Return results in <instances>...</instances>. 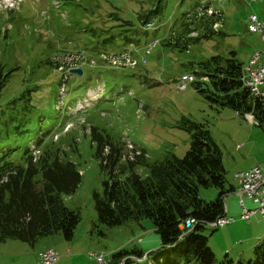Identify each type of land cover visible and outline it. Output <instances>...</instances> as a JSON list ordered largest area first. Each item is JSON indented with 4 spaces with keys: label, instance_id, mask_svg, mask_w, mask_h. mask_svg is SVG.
<instances>
[{
    "label": "rangeland",
    "instance_id": "obj_1",
    "mask_svg": "<svg viewBox=\"0 0 264 264\" xmlns=\"http://www.w3.org/2000/svg\"><path fill=\"white\" fill-rule=\"evenodd\" d=\"M207 3L209 7L202 5ZM202 10L218 13L211 33L205 36L191 24L192 40L185 48L167 45L178 26L187 23L183 13L200 17ZM251 13L264 19V0H0V127L10 128L18 118V135L35 142L37 115L58 109V114L55 110L40 119L42 145L50 143L49 150L72 161L81 174L75 192L62 195L64 204L80 215L72 238L66 240L58 232L34 244L6 239L0 242V264H41L38 254L47 248L58 254L56 264H98L90 252L102 253L107 261L121 249L147 253L160 246L149 218L113 227L97 224L93 193H101L108 171L94 155L92 127L113 140L135 143L153 162L165 154L184 155L191 138L180 126L183 120L205 123L221 152L226 189L236 188V172L258 163L264 167V131L250 114L210 103L193 83L179 90L185 74L205 82L198 62L212 55L234 51L247 66L256 53L264 52L259 34L246 27ZM121 33L134 35L105 41L107 35ZM47 58L70 65L55 69ZM68 67L82 72L66 73ZM83 86L90 90L77 95ZM14 97L18 101L11 104ZM138 172L145 175L148 169L139 167ZM217 194L214 186L198 189L199 198L206 201ZM244 203L256 206L250 199ZM224 205L233 221L205 228L207 245L218 257L228 254L246 261L264 237V218L256 214L249 221L241 219L232 193L225 196Z\"/></svg>",
    "mask_w": 264,
    "mask_h": 264
},
{
    "label": "trees",
    "instance_id": "obj_2",
    "mask_svg": "<svg viewBox=\"0 0 264 264\" xmlns=\"http://www.w3.org/2000/svg\"><path fill=\"white\" fill-rule=\"evenodd\" d=\"M202 5L209 7L208 3ZM183 14L182 18L186 17L187 23L183 28L179 25L166 42L179 50L192 40L189 36L191 24L202 28L207 36L218 13L202 10L200 17ZM121 35L134 34H110L105 41L117 40ZM45 61L55 69L70 65H65L62 60L59 64L49 58ZM198 66L204 70L202 73L206 78L202 83L197 78L191 82L198 92L212 104L229 107L239 115L250 114L264 131V98L252 96L243 86L242 63L234 51H230L228 56L212 55L198 62ZM71 68H66V72ZM85 89L83 86L77 94ZM16 99L12 98L10 103H16ZM55 110L58 114V109L54 108L37 115L35 142L24 141L18 135L22 124L18 118L12 117L11 120L15 118V121L10 128L0 127V242L18 239L34 244L37 239L58 232L70 240L80 220L79 212L69 209L62 195L75 192L81 182V174L72 161L63 159L64 156L55 150H49L50 143L42 145L45 138L39 134L40 119H45ZM181 124L191 138L184 155L165 154L153 162L147 160L145 150L135 143L127 149L121 140H113L94 127L90 129L94 155L102 168L108 171L101 193H93L97 224L113 227L130 220L149 218L160 239V246L147 252L144 259L141 258L145 253L139 249H121L109 256L107 264H120L123 260L124 264H264V237L254 246L253 257L246 261L234 260L228 254L218 257L207 245L203 230L226 214L224 198L234 188L231 185L225 188L221 152L207 125L188 119ZM46 131L47 127L44 134ZM54 135L52 133V137ZM31 144H34L33 149ZM35 151L39 154H34ZM139 167H146L147 174H140ZM207 186L218 190L213 201L198 196L199 187ZM189 219L193 220L191 227L182 228L184 221Z\"/></svg>",
    "mask_w": 264,
    "mask_h": 264
},
{
    "label": "built area",
    "instance_id": "obj_3",
    "mask_svg": "<svg viewBox=\"0 0 264 264\" xmlns=\"http://www.w3.org/2000/svg\"><path fill=\"white\" fill-rule=\"evenodd\" d=\"M247 30L251 33H258L262 41H264V19H261L257 14L251 13L248 15ZM257 53L251 58L250 65L246 68V82L244 86L250 91L254 97L258 96L260 87L264 88V66L260 68H251V61L256 57ZM189 77H185L184 81L180 85L183 88L188 83ZM234 177L237 179L236 189L233 190L234 195L238 198L239 205L241 207L240 217L243 220L249 221L250 218L256 214H259L264 218V167L260 164H256L253 167L236 172ZM245 199H250L255 205H260L259 213H246L245 212ZM233 221L232 217H228L226 214L217 218L214 222L210 223L213 227H223L230 224ZM193 220L189 219L188 224H182V228L188 229L191 227ZM94 258L96 262L106 261L104 256L89 255ZM41 264H56L58 258H56V252H46L43 256H39Z\"/></svg>",
    "mask_w": 264,
    "mask_h": 264
},
{
    "label": "bare ground",
    "instance_id": "obj_4",
    "mask_svg": "<svg viewBox=\"0 0 264 264\" xmlns=\"http://www.w3.org/2000/svg\"><path fill=\"white\" fill-rule=\"evenodd\" d=\"M256 64V67L255 68H260V66H264V52H259L257 53L256 57L254 59H252L251 61V68H253V65ZM241 81H242V84L244 86V82H246V68L245 66H242V69H241ZM189 77V80L188 82H192L194 77L192 75H189V74H186V75H183L181 77V82L184 81V78L185 77ZM179 88L180 89H183V85H179ZM257 97H262L264 98V90L260 89V91H258V96ZM128 148H127V147ZM125 148L127 149H130L132 148V143L129 144L127 141L125 143ZM259 164V163H258ZM245 212L246 213H259L260 212V205H256L255 208H248L246 205H245ZM183 224H188V220H185ZM54 250L52 248H47V249H44L42 251L39 252L38 256H43L46 252H53ZM89 255H97V256H103L102 253H96V252H90ZM58 254L56 253V258H58ZM107 261H100V262H97L98 264H107L106 263Z\"/></svg>",
    "mask_w": 264,
    "mask_h": 264
},
{
    "label": "water",
    "instance_id": "obj_5",
    "mask_svg": "<svg viewBox=\"0 0 264 264\" xmlns=\"http://www.w3.org/2000/svg\"><path fill=\"white\" fill-rule=\"evenodd\" d=\"M70 72H72V73H77V72H78V73H81L82 70H81V68H71V69H70ZM145 256H146V253L144 254V256H143L142 259H144Z\"/></svg>",
    "mask_w": 264,
    "mask_h": 264
},
{
    "label": "crops",
    "instance_id": "obj_6",
    "mask_svg": "<svg viewBox=\"0 0 264 264\" xmlns=\"http://www.w3.org/2000/svg\"><path fill=\"white\" fill-rule=\"evenodd\" d=\"M237 186V185H236ZM236 189V188H235ZM234 195V194H233ZM235 196V195H234ZM236 197V196H235ZM238 199V198H237ZM144 252V251H143Z\"/></svg>",
    "mask_w": 264,
    "mask_h": 264
}]
</instances>
